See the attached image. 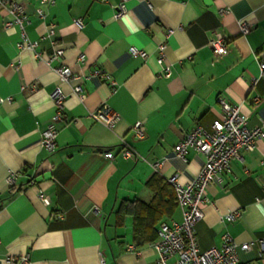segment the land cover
Listing matches in <instances>:
<instances>
[{"label":"crops","instance_id":"obj_1","mask_svg":"<svg viewBox=\"0 0 264 264\" xmlns=\"http://www.w3.org/2000/svg\"><path fill=\"white\" fill-rule=\"evenodd\" d=\"M11 1L22 4L24 31L37 46L20 47V29L5 28L11 15L0 11V264H14L9 258L22 254L28 264H160L152 241L134 245L132 215L120 206L135 199L150 203L160 189L148 184L155 175L166 180L176 174L187 183L199 173L202 154L190 149L183 159L173 148L195 124L208 127L220 115L219 99L237 105L249 126H264V0H126L120 14V0ZM241 21L250 25L246 34ZM214 30L229 41V52L216 61L207 44ZM159 43L166 45L169 76L160 74L156 61ZM132 45L147 56L129 54ZM58 48L64 50L61 63L80 77L73 83L83 97L46 63ZM98 69L107 77L100 79ZM58 91L63 117L54 122L57 146L49 153L40 141L55 115ZM103 107L118 115L111 128L94 117ZM138 120L142 138L132 135ZM123 141L134 157L120 156ZM106 150L113 159L103 155ZM10 173L13 184L7 182ZM262 183L259 139L206 186L208 201L195 225L202 250L219 247L228 233L237 243L252 242L238 251L240 263L264 264L258 255ZM170 194L164 191L163 200ZM237 209L240 217L225 218ZM181 220L175 202L155 228Z\"/></svg>","mask_w":264,"mask_h":264},{"label":"built area","instance_id":"obj_2","mask_svg":"<svg viewBox=\"0 0 264 264\" xmlns=\"http://www.w3.org/2000/svg\"><path fill=\"white\" fill-rule=\"evenodd\" d=\"M126 0H120L119 14L124 11ZM6 9L11 19L5 21V28L18 26L20 29V47L26 46L34 49L37 46V40H31L24 31V23L27 21V14L19 2L11 0H0V11ZM40 15L41 10L38 9ZM220 14L226 12V9H220ZM78 25L81 21L76 20ZM54 24L49 25L50 32L53 31ZM250 25L246 21L240 22V31L246 34ZM208 46L214 56L215 61L225 56L229 52V41L226 35L220 30H214L208 39ZM159 50L160 56L157 63L160 65V74L163 76L170 75V69L163 63V52L166 47L164 43L155 45ZM64 50L62 48L55 49L46 59V63L55 71L60 81L73 83L80 77L72 72V70L61 63V57ZM128 53L131 55L141 56L145 58L147 52L144 49L130 46ZM81 57V56H80ZM82 58V57H81ZM259 75L264 76V63H260ZM95 74L100 78H106L107 75L103 70L98 69ZM72 93L83 97L82 89L79 83L72 84ZM221 102V113L215 118L211 124L206 127L199 123L174 146V153L185 159L190 149L200 153L204 157L203 165L199 173L187 183H180L178 176L173 174L166 178L169 185L173 188L176 202L181 210L182 220L180 222L172 221L171 223L161 222L157 229V238L150 243L158 254V262L160 264H248L240 263L238 251H247L251 248L252 242L237 243L228 233H224L221 237V245L211 246L205 250L199 247L198 237L195 231L196 223L203 217L202 206L208 201L206 195V186L214 179H221V175L230 171V161L239 157L240 151L253 150L257 140H264V126H249L245 116L240 112L239 107L230 104L224 99ZM56 112L53 120L47 125L41 136L40 145L45 151L52 153L57 146L56 135L57 130L55 121L63 117L62 107L64 103V95L58 91L54 96ZM94 117L108 127H113L118 119V115L107 107L99 109ZM133 137L142 138L145 134L143 121H136L132 126ZM123 158H132L135 153L123 141V145L119 151ZM108 159L114 158V153L110 150L103 152ZM154 167L159 166V162L153 163ZM15 173H10L7 182L13 184ZM34 180L32 179L31 182ZM264 187V183H262ZM38 196L43 204L49 205L50 199L47 194L39 190ZM240 210L229 211L225 218L233 221L240 217ZM57 218L63 217V213L58 214ZM259 248L258 255L264 258V238L258 239ZM130 250L134 246L129 247ZM170 258H174L169 261ZM14 264H28V254H22L9 258Z\"/></svg>","mask_w":264,"mask_h":264},{"label":"trees","instance_id":"obj_3","mask_svg":"<svg viewBox=\"0 0 264 264\" xmlns=\"http://www.w3.org/2000/svg\"><path fill=\"white\" fill-rule=\"evenodd\" d=\"M151 187L160 188L155 192V197L150 203H144L138 199L131 200L128 203H122L120 207H124L132 215L133 218V233L132 241L135 246H141L145 243L153 241L157 237V228H155L156 221L162 216L164 211L170 212L176 197L172 187L167 180L153 176L148 181ZM12 189V188H11ZM172 192L171 197L167 200H163V192ZM120 218L118 219V222Z\"/></svg>","mask_w":264,"mask_h":264}]
</instances>
